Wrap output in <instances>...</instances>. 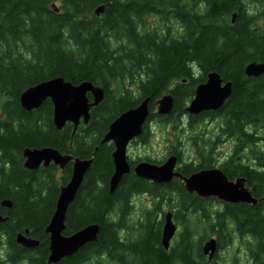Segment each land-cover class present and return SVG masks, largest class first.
I'll list each match as a JSON object with an SVG mask.
<instances>
[{
  "label": "trees",
  "instance_id": "16d2710c",
  "mask_svg": "<svg viewBox=\"0 0 264 264\" xmlns=\"http://www.w3.org/2000/svg\"><path fill=\"white\" fill-rule=\"evenodd\" d=\"M100 5L104 10L96 15ZM251 62H264V0H0V203L12 202L10 208L0 204L7 216L0 223V264H48L45 228L70 169L66 176H55L56 168L23 169L22 149L39 146L61 153L73 146L75 156L93 159L68 207L64 233L98 224L97 241L51 264H222L220 251L235 241L246 264H264V74L248 77L244 70ZM211 71L232 82V94L216 111L189 115L187 103ZM57 76L104 91L89 122L75 132L70 123L54 126L50 99L30 111L19 103L23 90ZM167 93L173 110L158 115L155 101ZM145 98L149 115L139 141L147 143L155 120L178 129L186 119L190 130L204 119L220 120L217 134L234 141L231 154L217 164L207 148L214 143L195 135L197 160L178 170L188 176L218 166L231 180L244 177L257 203L202 199L178 178L155 183L132 170L110 193L114 147L101 142L110 123ZM138 161L129 160L131 168ZM139 195L150 196L153 207L125 225ZM166 211L181 228L168 250L161 244ZM27 228L39 240L35 248L15 241ZM211 237L217 249L209 260L202 245ZM237 258L231 264H239Z\"/></svg>",
  "mask_w": 264,
  "mask_h": 264
},
{
  "label": "water",
  "instance_id": "95a60500",
  "mask_svg": "<svg viewBox=\"0 0 264 264\" xmlns=\"http://www.w3.org/2000/svg\"><path fill=\"white\" fill-rule=\"evenodd\" d=\"M103 10L104 5H100L94 12L99 15ZM234 19L235 14L232 15V22ZM244 71L248 77L264 74V62H251L246 65ZM87 93H91L92 101L87 97ZM231 94L232 82H223L219 73L211 71L206 75V80L196 86L194 96L185 110L192 115H197L203 111H216L223 107ZM47 98L51 100L53 105L52 122L54 126L57 129H62L66 122H71L76 129L81 119L84 123L88 122L90 108L98 105L103 100L104 91L90 81L72 84L62 77H54L28 87L20 94L19 102L24 110L29 111L38 108ZM148 103L149 98H145L135 108L121 113L111 122L102 140V142L112 141L115 146L112 152L114 172L109 181L110 193L115 190L122 176L130 171V165L126 157V147L131 139L141 134L143 124L149 114ZM156 106L158 114H169L174 106L172 95L170 93L164 94L156 100ZM23 156L25 158L24 167L28 169L36 168L42 161H45V164L54 161L56 165L63 167L73 160L71 178L66 185L60 187L54 213L45 228V233L49 236L47 263H57L63 258L72 256L86 244L97 241L98 224H88L70 235L63 233L66 228L65 220L68 207L74 200L93 159H80L72 155H61L51 147L25 148ZM176 161V155L170 156L160 165L141 161L134 166L133 172L137 177L155 183H168L173 178H178L183 182L188 193H195L201 198L215 197L224 203H247L252 205L259 200L253 197L244 177L231 180L219 167L201 169L185 176L175 170ZM260 200H264V196ZM1 205L10 208L12 202L9 199H3ZM6 220L7 216L0 214V223ZM175 231L176 226L173 223L172 214L167 212L161 232V244L166 250L170 247V241ZM28 234L29 229H25L23 233L18 232L15 236L16 242L25 248L37 247L39 240ZM216 249L217 243L213 237L202 245V251L209 260L215 254Z\"/></svg>",
  "mask_w": 264,
  "mask_h": 264
},
{
  "label": "rangeland",
  "instance_id": "374dc122",
  "mask_svg": "<svg viewBox=\"0 0 264 264\" xmlns=\"http://www.w3.org/2000/svg\"><path fill=\"white\" fill-rule=\"evenodd\" d=\"M149 18H152V16H150ZM154 25H156V23ZM219 123H221V121L218 119H204L203 122H199L195 126L194 130H190L187 129L186 119L184 120V122H182V127L179 126L181 128L178 129H176L171 124H162L155 120L148 125L151 134L148 137L147 143H142L139 140L131 142V144L128 146L127 154L133 160H137L138 157L149 156L162 161L165 157H167L168 152L172 150L173 145H176L175 149L181 147V149L183 150L181 164L194 159L197 160V153L194 146H192V143L194 142L193 136L197 135L199 137L198 141L209 140L210 142L214 143V146H208L207 148L210 149L211 147V155L216 160L217 164H219L224 161L234 149V141L222 136L218 137L217 129ZM176 137L178 138L176 139ZM205 147L206 146H200V148ZM55 175L57 176V172H55ZM132 204L133 207L131 208V210L133 212L131 210L130 211L132 213L130 211L127 212L124 219L125 225H127V223L133 224L137 222V220L142 217V214L145 210H150L153 207L154 201L150 196L139 195L134 198ZM218 207V205L214 204V208ZM180 229L181 228L177 226L175 235H177ZM236 247H239L237 241L233 242L232 244H230V246L228 245L226 248L220 251V261L222 264H231L234 255L238 257L237 259L239 264H246L248 259L244 248L240 249V251L237 253L235 249Z\"/></svg>",
  "mask_w": 264,
  "mask_h": 264
},
{
  "label": "flooded vegetation",
  "instance_id": "af4514ba",
  "mask_svg": "<svg viewBox=\"0 0 264 264\" xmlns=\"http://www.w3.org/2000/svg\"><path fill=\"white\" fill-rule=\"evenodd\" d=\"M181 128V127H180ZM43 147H51V146H39V147H24L21 151V164H22V167L23 169L29 171V172H32V171H36V173H41V172H44L46 169H53V168H56V172L57 174H59L58 176L62 175L63 173L65 174L66 176V170H68V168L70 169V175H69V179L71 178V175H72V166H73V160L72 161H69L66 165H64L63 167H60L59 165H56L54 163V161H50L48 162L47 164H45V161H42L36 168L34 169H28V168H25L24 167V162H25V158L23 156V151L25 148H30V149H34V148H43ZM53 149H56L54 147H51ZM72 148L73 146H69V153L68 152H60L59 150H57L61 155H72L73 157H77V158H80L79 156H75L74 154H72ZM181 154H183V150L181 149V147H178L176 148V150H174V148H172V150H170L167 154V156H172V155H176L177 157V161H176V170H178L180 167H181ZM81 159V158H80ZM179 171V170H178ZM56 176V175H55ZM68 179V180H69ZM68 180L65 182V183H62V185H65ZM2 206V205H1ZM4 207V206H2ZM6 208V207H5ZM1 214V212H0ZM2 215V214H1ZM3 216V215H2Z\"/></svg>",
  "mask_w": 264,
  "mask_h": 264
}]
</instances>
